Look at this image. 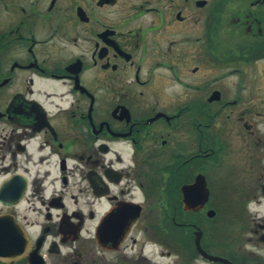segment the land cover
<instances>
[{"label": "flooded vegetation", "instance_id": "af4514ba", "mask_svg": "<svg viewBox=\"0 0 264 264\" xmlns=\"http://www.w3.org/2000/svg\"><path fill=\"white\" fill-rule=\"evenodd\" d=\"M0 264H264V0H0Z\"/></svg>", "mask_w": 264, "mask_h": 264}]
</instances>
